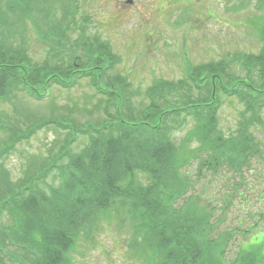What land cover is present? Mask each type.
Instances as JSON below:
<instances>
[{"label": "trees", "instance_id": "obj_1", "mask_svg": "<svg viewBox=\"0 0 264 264\" xmlns=\"http://www.w3.org/2000/svg\"><path fill=\"white\" fill-rule=\"evenodd\" d=\"M4 44L0 41V105L18 92L41 99L51 84L72 87L83 77H90L99 93L118 103L123 100V90L129 87L120 73L109 84H103L107 71L119 62L106 45H98L101 53L86 60L72 59L64 65L50 66L40 65L25 51L9 50ZM243 63L248 72L245 78L233 76L229 65L221 61L190 65L179 85L162 78L154 80L146 92L148 105L141 106V115L135 120L118 114L117 107L116 119L114 116L101 126L89 124L78 129L66 121H37L31 133L19 135L20 140L30 139L37 130L66 127L73 140L89 135L91 142L80 153L69 151L71 142L57 153L58 160L65 161L60 168V188L47 193L41 185L35 192L33 181L39 183L44 178V171L37 170L34 177L18 185L16 192L3 196L0 190V213L9 210L12 217L11 226L0 228V249L9 250L11 246L25 253L24 261L14 263L65 264L78 237L89 231L102 213L116 207L128 210L142 228V239L151 252H139L147 253L144 259L151 264H264V242L255 245L250 238L259 230L256 227L243 233L238 258L230 261L227 253L233 234L216 233L222 219L211 223L215 208L205 201L210 199L194 194L198 178L183 171L193 160L198 161V173L204 170L217 175L226 168L231 176L226 182L231 195L225 206L229 207L234 199L247 200L242 198L251 188L244 179V169L253 158L262 157L249 127L264 126V43L259 56L246 55ZM223 96L238 98L250 114L237 136H225L219 130ZM8 115L13 117L9 110L0 112V128L13 133L16 129ZM17 115L26 120L38 117L25 113L24 108H19ZM189 119V131L178 145L172 136ZM8 148L12 150L14 145ZM140 173L147 175V184L138 182ZM189 191L193 196L185 199ZM263 219L264 212L260 215Z\"/></svg>", "mask_w": 264, "mask_h": 264}, {"label": "rangeland", "instance_id": "obj_2", "mask_svg": "<svg viewBox=\"0 0 264 264\" xmlns=\"http://www.w3.org/2000/svg\"><path fill=\"white\" fill-rule=\"evenodd\" d=\"M26 1L0 0L4 5L0 16V41L9 50H23L39 63L54 65L56 60L51 58L50 53L45 54L43 48L48 47H44L37 38L32 22L27 17L26 20L23 18ZM117 1L47 0L43 3L45 15L52 11L53 15L46 21L44 31L53 26L52 19L58 22L53 30L64 26L63 33L58 36H64L67 41L77 45L76 56L82 60H86L83 42L94 38L107 44L120 57L121 62L117 67L107 71L103 84H109L118 73L126 77L129 87L123 90V100L118 105L119 112L131 120L139 118L142 105H148L146 92L151 90L149 86L154 80L159 82L162 78L179 85L180 79L185 77V62L198 66L222 61L229 65V73L233 76L245 78V56H259L261 52L262 42L258 36L260 24L264 22V0H193V3L182 0V3L174 5H167V0H140L133 9H126ZM70 23L73 27L80 25V29L71 31ZM68 57L71 56H65ZM254 82L259 86L258 78ZM223 97L218 111L219 130L225 136H237L240 126L250 114L238 98ZM49 99V102L39 103L23 94L13 93L8 102L0 105V112L9 110L16 120L12 121L13 117L8 115L9 122L16 129L13 133H8V128H0V190L3 196L16 192L21 182L34 177L35 171L41 169H44V178L39 183L37 179L33 181L35 192L40 191L41 185L47 193L52 188L61 187L63 176L60 168L64 162H59V168L50 169L48 159L57 153L58 146L63 144L66 137L70 139L69 133L45 128L43 131L37 130L29 140H20L19 135L31 133L37 121L60 118L82 129L89 124L103 125L108 119L105 117L106 110L112 117L117 115L114 101L97 95L87 79L81 80L72 90L54 86ZM19 108L38 117L26 120L17 115ZM261 117L264 121V110ZM190 126L189 119V123L182 125V130L173 134L178 145ZM250 127L259 143L262 157L256 156L244 169V179L251 188L242 198L246 201L234 199L229 207L225 206L231 195L226 186L231 176L226 168L217 175L204 170L198 173V161L193 160L183 170L198 178V183H194V194L210 199L205 201L215 208L211 223L222 219L216 233L233 234L229 255L227 253L231 262L237 258L245 231L259 228L251 234V242L255 245L264 242V220H260L264 212V197H259L260 191L264 196V126L252 124ZM69 142V151L76 154L88 147L90 139L76 136ZM9 145H14V148L9 150ZM191 148H195V145L191 144ZM138 182L147 184L146 174H138ZM191 194L189 192L185 199ZM131 216L128 210H118L116 207L102 213L93 227L79 237L68 255L70 262L74 259L72 264H149V260L137 258L129 249L131 241L136 239L139 251L146 250L145 243L139 238L142 230ZM11 225L10 211L0 213V228L3 230ZM250 238L245 241L246 244ZM24 258L25 253L19 248L10 246L9 250L0 249L2 264H19L14 262L19 259L24 261Z\"/></svg>", "mask_w": 264, "mask_h": 264}, {"label": "flooded vegetation", "instance_id": "obj_3", "mask_svg": "<svg viewBox=\"0 0 264 264\" xmlns=\"http://www.w3.org/2000/svg\"><path fill=\"white\" fill-rule=\"evenodd\" d=\"M139 0H133V2L131 3V4H125V1H121V0H118L117 2L121 5V6H123V7H125V8H129V7H135V5H136V3L138 2Z\"/></svg>", "mask_w": 264, "mask_h": 264}]
</instances>
